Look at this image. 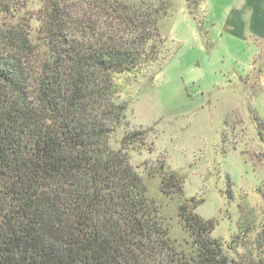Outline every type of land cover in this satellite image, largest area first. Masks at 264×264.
<instances>
[{
	"label": "trees",
	"instance_id": "1",
	"mask_svg": "<svg viewBox=\"0 0 264 264\" xmlns=\"http://www.w3.org/2000/svg\"><path fill=\"white\" fill-rule=\"evenodd\" d=\"M101 1L96 19L72 22L77 35L66 0H52L44 50L19 22L0 26V264H245L224 251L239 241L212 237L214 221L195 212L202 198H177L191 238L178 249L128 162L139 132L116 151L107 140L129 104L121 94L166 61V3ZM101 18L108 29L99 28ZM183 183L170 171L160 189L170 195ZM255 243L264 252V225ZM259 257L249 264H264Z\"/></svg>",
	"mask_w": 264,
	"mask_h": 264
},
{
	"label": "rangeland",
	"instance_id": "2",
	"mask_svg": "<svg viewBox=\"0 0 264 264\" xmlns=\"http://www.w3.org/2000/svg\"><path fill=\"white\" fill-rule=\"evenodd\" d=\"M0 1L8 5L0 26L19 22L44 50L52 0ZM98 2L66 0L71 31L80 34L76 19L97 18ZM163 2L159 37L166 61L138 74L121 94L129 104L107 140L116 151L120 139L139 132L127 146L128 162L142 175L178 249H187L191 238L177 198L196 197L203 201L195 212L215 223L212 237L239 241L236 251L224 246L232 259L264 261L255 243L264 225V0L251 5V21L239 10L242 0ZM108 21L101 18L99 28L108 29ZM170 171L183 174L184 183L168 195L160 180Z\"/></svg>",
	"mask_w": 264,
	"mask_h": 264
},
{
	"label": "crops",
	"instance_id": "3",
	"mask_svg": "<svg viewBox=\"0 0 264 264\" xmlns=\"http://www.w3.org/2000/svg\"><path fill=\"white\" fill-rule=\"evenodd\" d=\"M257 2V4H256ZM250 3V5L248 4ZM253 3L255 5H258V0H242L240 6H239V10L240 12H242L244 15V17H246L248 15V17L250 18L249 20L251 21L254 17L253 14H256V12L254 11L253 13L251 12V5H253ZM233 9V8H232ZM228 22V21H227ZM231 22V21H230ZM242 24V23H241Z\"/></svg>",
	"mask_w": 264,
	"mask_h": 264
}]
</instances>
